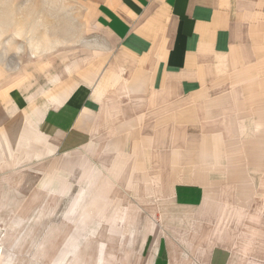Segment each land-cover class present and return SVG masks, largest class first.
I'll list each match as a JSON object with an SVG mask.
<instances>
[{"label": "crops", "instance_id": "1", "mask_svg": "<svg viewBox=\"0 0 264 264\" xmlns=\"http://www.w3.org/2000/svg\"><path fill=\"white\" fill-rule=\"evenodd\" d=\"M94 17L72 65L0 66V107L53 153L130 144L135 190L190 210L208 264H264V0H94Z\"/></svg>", "mask_w": 264, "mask_h": 264}, {"label": "rangeland", "instance_id": "2", "mask_svg": "<svg viewBox=\"0 0 264 264\" xmlns=\"http://www.w3.org/2000/svg\"><path fill=\"white\" fill-rule=\"evenodd\" d=\"M97 32L94 0H0V66L72 65ZM104 146L50 152L28 113L0 107V264H208L210 232L194 231L168 192L143 201L131 145Z\"/></svg>", "mask_w": 264, "mask_h": 264}]
</instances>
